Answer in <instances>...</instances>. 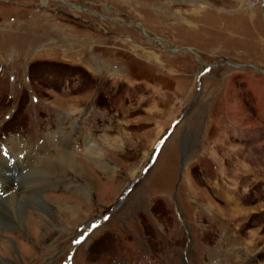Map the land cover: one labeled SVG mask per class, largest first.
I'll use <instances>...</instances> for the list:
<instances>
[{
	"label": "rangeland",
	"instance_id": "obj_1",
	"mask_svg": "<svg viewBox=\"0 0 264 264\" xmlns=\"http://www.w3.org/2000/svg\"><path fill=\"white\" fill-rule=\"evenodd\" d=\"M66 1L0 0V200L30 193L50 205L24 209L31 238L0 226V259L60 264L71 241L84 239L133 185L75 249L76 264H137L142 251L150 264H264V122L251 102L264 96L255 68H264V0ZM35 16L51 19L32 44ZM144 34L194 55L167 52ZM202 63L213 74L196 91ZM184 106L191 108L167 136ZM230 122L250 144L226 133ZM216 144L240 148L233 163ZM15 146L25 154L8 162ZM94 146L102 159L89 156ZM61 154L76 156L89 180L61 165ZM26 158L34 160L29 170ZM46 166L43 186L35 175Z\"/></svg>",
	"mask_w": 264,
	"mask_h": 264
},
{
	"label": "bare ground",
	"instance_id": "obj_2",
	"mask_svg": "<svg viewBox=\"0 0 264 264\" xmlns=\"http://www.w3.org/2000/svg\"><path fill=\"white\" fill-rule=\"evenodd\" d=\"M68 6H72V4H69L67 3ZM143 32V28L141 30ZM155 38V37H153ZM192 51V50H191ZM192 54L194 55L193 51H192ZM14 143V142H13ZM19 146V145H18ZM23 149V148H22ZM90 149V148H89ZM17 150V152H16ZM21 153V154H20ZM13 154H17L18 157L16 156L15 158L12 157V159H19V156L25 154L24 151H21L19 150V148H17V146H15V148H13ZM89 156H93L94 159H102L101 157H104L103 153H100L98 152L97 150V147L94 146L92 147V149L89 150L88 152ZM56 155V154H55ZM12 156V154H11ZM22 159H24V157H21ZM20 158V159H21ZM28 158V157H27ZM26 158V159H27ZM58 159V161H60V164L61 163H64V165L70 170L72 169H76L79 167H77V163H76V156L74 155H70V154H61L59 157H56ZM4 159V158H3ZM39 159V158H38ZM28 160V159H27ZM1 161V160H0ZM23 161V160H22ZM34 160L32 159H29L27 162L26 160L23 161V164L25 165V167H29V168H26V169H30V164L33 162ZM51 161V160H50ZM49 161V162H50ZM18 162V161H17ZM37 162V161H36ZM15 163V162H14ZM35 163V162H34ZM17 164V163H16ZM27 165V166H26ZM49 164L47 163V166ZM62 165V164H61ZM14 166V165H13ZM47 166L46 167H43L41 170H38L37 173L35 176L36 179H40L41 182H43V186L44 184H46L48 181H47ZM57 166H60L57 164ZM76 166V167H75ZM90 168V167H89ZM12 170V169H11ZM32 170V169H31ZM30 172H33L31 171ZM79 173L82 175V179L84 180H89V178L87 177V172L86 170L84 169H80L78 168ZM93 171V170H92ZM13 172V171H12ZM7 173V172H6ZM5 174V170H4V173H2V175H0V177ZM9 174V173H8ZM50 174V173H49ZM97 174V173H96ZM6 175V174H5ZM10 176V175H9ZM34 176V177H35ZM8 177V176H7ZM27 177V176H26ZM32 177V176H31ZM10 178V177H9ZM24 178V177H23ZM41 185V184H40ZM89 185V184H88ZM11 187L12 186H9L7 188H5V190L7 192H12L11 191ZM107 188V187H106ZM16 193V192H15ZM30 193H26L24 194L25 196L22 198V197H19L17 194H14L13 196H10L9 198H5V200H0V202H2V204L0 205V226L2 227V229H8L9 228H14L15 226L17 227L16 229L17 230H21L22 231V234L24 236H26L27 238H31V235L29 234V220L28 218L26 217L24 220H23V212H24V209L25 208H29L30 205L33 203V204H36L38 207L40 208H43V209H46L49 211V204L43 200L39 195H32V196H29ZM8 195V194H7ZM10 195V194H9ZM90 195V194H88ZM87 196V195H86ZM88 198V196H87ZM54 199V198H53ZM52 199V200H53ZM89 199V198H88ZM87 199V200H88ZM33 209V208H32ZM69 209V208H68ZM34 210V209H33ZM75 210V209H73ZM53 211V210H52ZM51 211V212H52ZM71 214L74 213L72 210L69 211ZM42 213V212H41ZM31 222H32V219H30ZM39 222V221H38ZM35 223V221L33 220V224ZM32 224V223H31ZM0 227V228H1ZM4 233V232H3ZM37 239V238H36ZM29 240V239H28ZM5 245V244H4ZM3 249V252L5 254L4 257H7L8 258H11L12 257V251H11V248H10V245L9 243H7V245L4 247H2ZM3 263L6 262V260H3V259H0ZM4 264H8V263H4Z\"/></svg>",
	"mask_w": 264,
	"mask_h": 264
},
{
	"label": "crops",
	"instance_id": "obj_3",
	"mask_svg": "<svg viewBox=\"0 0 264 264\" xmlns=\"http://www.w3.org/2000/svg\"><path fill=\"white\" fill-rule=\"evenodd\" d=\"M48 17H50V16H47V19H51V18H48ZM33 19H34L33 22H29V25H31V27H30V30H27V31L30 32V33H32V34H34L36 36V39H38V41H30V42L32 44H37V43H39L42 40V37H45V35H43V33H42V35H39V31L40 32L41 31L47 32V28L49 27V25H47V21H46L47 19L45 17L36 19V16H35ZM35 25L38 26L37 29H35ZM38 28H40V29H38ZM60 33L61 34H64V32H62V31ZM255 68L257 70H259L261 74L264 73V68L261 67V65H259V63H256ZM251 100H249V101L255 103V106H256V108L258 110H261V107H262L263 113L260 114L259 111H258V114L257 115L259 116L260 119H262V122H264V116H263V114H264V108H263L264 107V96L261 93H259V94H256L255 93V94H253L251 96ZM233 124H235V123L234 122H230V125H227L226 126V129H225V131H227L226 133H229L230 135H233L234 138L236 136H239L241 139L244 138L245 141H242V143H246L245 145L250 144L251 136H247V135H245V133L242 134L241 131L238 132L236 127H233V128L230 129V126H232ZM262 129H263V127H262ZM261 136H264V130H261V133H259V135H258L259 139H260ZM226 141H228V139L224 138V142H226ZM224 142H223V145L226 146V144ZM223 145L216 144V146H218L219 150H222V151L224 150V155L230 159V162L231 163H233L234 160H233V157L232 156L234 154H235L234 156H236V153H238L240 151V148H236V149H233V148L226 149ZM230 145H232V144H230ZM213 152H215V151H213L212 148H211L209 150V154H210V157L211 158L216 154V153L214 154Z\"/></svg>",
	"mask_w": 264,
	"mask_h": 264
},
{
	"label": "water",
	"instance_id": "obj_4",
	"mask_svg": "<svg viewBox=\"0 0 264 264\" xmlns=\"http://www.w3.org/2000/svg\"><path fill=\"white\" fill-rule=\"evenodd\" d=\"M136 26H139L140 28H141V26H140V24H135ZM142 29V28H141ZM158 39V41L162 44V46L164 47V43H163V40H161L160 38H155V39H153V40H157ZM165 48V47H164ZM167 51H169V52H172V53H176V52H188V53H192V51H191V49L190 48H187V47H183V48H181V49H176V50H172V49H168V48H165ZM182 161H183V157H182V160H181V167H182Z\"/></svg>",
	"mask_w": 264,
	"mask_h": 264
},
{
	"label": "snow or ice",
	"instance_id": "obj_5",
	"mask_svg": "<svg viewBox=\"0 0 264 264\" xmlns=\"http://www.w3.org/2000/svg\"><path fill=\"white\" fill-rule=\"evenodd\" d=\"M81 239H83V238H81ZM80 242H81L80 240H77V241H76V243H80Z\"/></svg>",
	"mask_w": 264,
	"mask_h": 264
}]
</instances>
